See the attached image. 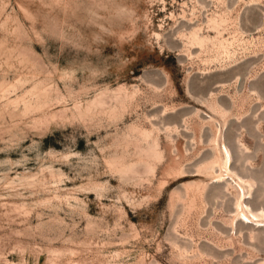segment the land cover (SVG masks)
<instances>
[{
    "label": "rangeland",
    "instance_id": "1",
    "mask_svg": "<svg viewBox=\"0 0 264 264\" xmlns=\"http://www.w3.org/2000/svg\"><path fill=\"white\" fill-rule=\"evenodd\" d=\"M257 1L241 26L248 45L264 51V0ZM192 7V0H0V264H46L50 248L63 253L57 264H264V223L238 218L231 231L222 222L233 210V196L222 192L231 179L209 180L198 170L212 154L209 128H184L185 119L199 126L196 109L216 118L219 143L232 151L230 168L255 179L245 205L264 208V109L255 102L234 108L245 114L223 125L198 99L221 81L226 103L235 85L264 94V73L246 83L264 52L237 71L197 77L201 60L167 44L170 14L181 21ZM196 7L201 20L215 9ZM119 89L135 95L111 98ZM103 91V104L91 105ZM136 129L159 138L161 160L143 152ZM237 141L248 148L245 163L237 160ZM196 183H207L199 224L200 199L190 212L187 196L176 201L177 191ZM250 230L258 241L249 240ZM226 236L231 247L223 246ZM174 237L205 254L182 256Z\"/></svg>",
    "mask_w": 264,
    "mask_h": 264
},
{
    "label": "bare ground",
    "instance_id": "2",
    "mask_svg": "<svg viewBox=\"0 0 264 264\" xmlns=\"http://www.w3.org/2000/svg\"><path fill=\"white\" fill-rule=\"evenodd\" d=\"M192 1H193V7L191 9L190 17H187L186 12L183 11V13L180 15L181 21H177V19H175L174 16L170 14L174 22V27L171 29L172 33L170 35V40L167 39L168 40L167 44L172 45L173 47L180 46L181 48L179 49V52L181 53V55L187 58H192L195 56L201 60V65L197 66L196 68L198 73L197 77H206L211 74L213 75V73H217L220 75L226 74L228 72L236 70L239 64H241L246 59L256 58L258 56V52L262 50V46L259 44H252L251 46H249L248 45L249 41L245 39L246 37L244 36V34L248 32H246V30H244L241 26L242 16L245 8L250 7L252 5H258L259 3L257 0H192ZM210 3L214 4L215 9L212 10V12L208 15L206 14V10H204L205 11L204 19L202 20L199 19L196 6L200 5L203 7V9H205L207 8L208 5H210ZM258 27H256V29H259ZM160 28H162V25H160ZM209 32H213L214 35L211 36ZM225 33H227L228 37H225L224 35ZM155 37L157 40H160L162 38L161 32L159 31L155 32ZM261 73H264V63H262L256 69H254L253 73H249V75L246 77V83L250 82L251 79L258 78ZM234 76L237 83V81L240 78V74L235 73ZM188 77L189 78L191 77L190 74ZM224 85L225 82L221 81L219 82L220 88L217 89L216 91L210 90L208 93L207 92L205 94L200 93L201 95L198 96L199 102L205 105L214 115H216L219 119H221L223 125L227 122V119L229 117L234 116L237 120H240L241 117L245 114V112H239V113L233 112L234 108H243L246 105L251 106V104L255 102L258 107V109L257 108L256 109L263 111L264 94H262L257 88L250 87L247 85L245 86V91L241 92L239 90V87L235 85L232 95H229V92L226 93V98L228 97L229 99V101L227 99L228 103H226L221 98V96H223L222 94L224 93L223 92ZM221 92L223 93L221 94ZM105 95L106 92L104 91L98 93L91 102V105H93L94 107L101 106L104 102ZM134 95L135 92L128 93L125 90L122 91L121 89H119L113 91L112 94H110V97L119 101V99L126 97L133 98ZM9 103H14V101H9ZM27 107H28L27 104H25L24 108ZM168 110L169 109L164 108L158 115L163 116ZM50 114L49 115L46 114V115L51 116ZM56 114H58V112ZM192 115L196 118V120L199 121V126L196 127L195 123H191L189 120L185 119L184 128L186 130H191L193 133L200 134L203 128L207 126L210 130V137L208 140L211 143V147H212L211 156L202 160L199 163L198 170L202 174L207 176L209 180H214V181L221 180L224 177L225 178L228 177L231 179L230 182L226 183L222 192L225 195L231 194L233 196V201H232L233 210L231 215H229L226 218H222V222L224 224H227L230 227L231 231L233 230V225L235 220L238 218L242 220H250L255 223H264V208L260 207L259 211H254L244 203V197L246 194L251 192L252 189L251 187L255 179L251 174H247V175L243 174L245 177L248 176L251 177L250 180L244 179V176L238 174L234 168H230L229 165L233 155L231 149L225 144L224 141H221L219 143V135H220V127H221L220 122L216 118H213L210 115L202 116L198 109L192 111ZM252 115H254L253 117L256 118V121L254 122H256V127L259 129V126L262 122V118H260L259 114H256V112ZM46 118L50 119V117H45L43 118V121L44 119L48 121ZM161 118L162 117H160L159 119L162 122ZM41 119L42 118H40V120ZM40 120L39 122H43L42 120L41 121ZM163 121L165 122L164 119ZM164 122H163V126L164 124H166ZM136 131L141 136L142 141L146 147L143 149L140 144H137V146L141 147L143 149V152L149 155V157L153 161L161 160L162 150H161L159 138L153 135L152 131H148L146 129H136ZM175 132L176 134H178L177 131ZM235 148L238 155L237 160L239 162L242 161L243 163H245L247 161L246 158L247 156L244 157L245 156L244 153L245 152L247 153L248 148L241 141H237ZM144 167H147L146 169L149 172L155 169L153 163L148 160L145 162ZM261 182L264 187V177L262 178ZM206 188H207V183H196V184L186 185L184 188L185 191L184 193L180 194L178 191L176 192L177 202H181V201L183 202L184 197L187 196L189 200L187 204L189 212L192 211L194 208H196L195 200L197 198L200 199L201 204L203 203V205H201L203 207H201L200 209L196 208L197 212L198 211L200 212L199 216L196 219V223L198 224L200 221L201 214L206 211V209L204 208L205 207L204 196H205ZM219 233L222 234V232ZM238 235L239 238L241 239L243 238L242 230L237 231L236 236ZM248 238L251 242L259 240L258 236L254 234L253 230L249 231ZM222 241H223L222 243L224 244L223 246L226 247L232 246L233 243L232 237L226 236L222 239ZM172 242L174 243V246L179 250L182 256L189 257L190 259L197 257L199 254H202L203 252L205 254L206 252L205 250L203 251L204 248L202 249L198 245H192L187 242L180 243L177 237L172 238ZM252 248L254 249V251L256 250L255 247ZM63 251L64 252L68 251L69 253L70 250L67 249ZM61 255H63V253H61V250L50 248L46 252L45 261L48 264H57L61 260L60 258ZM74 264H78V263L76 262ZM256 264H261V263L257 262Z\"/></svg>",
    "mask_w": 264,
    "mask_h": 264
}]
</instances>
